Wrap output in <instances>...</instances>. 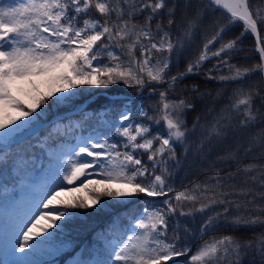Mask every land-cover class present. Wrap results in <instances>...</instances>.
Listing matches in <instances>:
<instances>
[{
	"label": "snow or ice",
	"instance_id": "6c2138e0",
	"mask_svg": "<svg viewBox=\"0 0 264 264\" xmlns=\"http://www.w3.org/2000/svg\"><path fill=\"white\" fill-rule=\"evenodd\" d=\"M209 10L221 11L226 22L214 21L213 34L199 56L185 72L169 78L173 56L203 26ZM237 24L243 27L241 34L214 48ZM246 35L254 37V51L259 55L251 68L229 62L232 53L241 50L238 43ZM213 58L217 60L214 69L226 68L229 73L219 76L220 81H242L254 73L264 77V8L250 5V0H0V169L11 167L18 175L34 170L35 151L45 152L60 138L59 133L49 132L47 139L32 142L53 97L58 107L70 103L73 90L81 86L123 83L138 93L153 83L172 88L187 75L199 73L203 63ZM207 75L217 79L212 69ZM191 91L201 97L210 95L201 93L198 85H192ZM158 95L153 115L142 108L141 120H134L132 101L94 111L75 125L73 130L81 134L70 149L47 152L48 171L54 178L17 225L12 255L49 246L48 254L58 257L74 246L71 240L53 244L73 216L71 210L103 207L104 197L144 196L166 199L161 207L146 204L131 214L127 231L118 240L98 234L97 239L105 244L94 252L81 247L68 264H167L181 256L188 257L186 264H243L248 256L253 257V264L256 257L264 264V234L254 240L212 237L193 251L184 241L192 230L180 219L203 215L198 229L203 235L223 223L234 228L264 227V204L257 203V199L264 201V90H236L228 111L214 117L207 127L197 117L191 128L185 113L195 105L185 98L169 99L167 91ZM153 127L160 130L153 133ZM197 132L200 139L195 152L204 160L215 143L235 138V148L216 158L235 164V171L223 172L209 164L213 175L176 191L170 181L182 166L177 146L186 160L193 151L190 137ZM244 132L249 134L242 141ZM248 157H252L250 162L243 163ZM233 209L238 214L230 215ZM16 258L13 264H39L28 256ZM50 264H56L55 260Z\"/></svg>",
	"mask_w": 264,
	"mask_h": 264
},
{
	"label": "trees",
	"instance_id": "16d2710c",
	"mask_svg": "<svg viewBox=\"0 0 264 264\" xmlns=\"http://www.w3.org/2000/svg\"><path fill=\"white\" fill-rule=\"evenodd\" d=\"M250 5L264 8V0H250ZM177 19L179 20V18ZM214 21L225 23L226 15L219 10H209L207 20L203 26L198 32L195 33V35L186 44L182 51L179 54L173 56V60L169 68V78L170 76H176L179 73L185 72L188 64L199 56L206 39L210 38L213 34ZM153 23H155V21ZM241 31L242 27L240 24L231 27V29L224 35L223 41L214 45V48L219 46L220 43H224L225 41L236 38L241 34ZM177 34H179V29H177ZM241 39L242 42L238 43L239 45H243L239 48L241 50L233 52L229 62L231 64H235L238 67L251 68L253 65L259 62V55L254 51L253 48L255 45L254 38L252 35H246ZM216 63L217 60L215 58L205 61L199 73L187 75L183 80L178 81L172 88H169L167 83H162V88L155 89V93L148 92V89L156 88L158 86L157 83H153L151 87L144 90L148 92L147 94L138 95H134V93L137 91L136 88L128 87L123 83H118L108 87L81 86L78 90H73V99L70 103L66 105L62 104L58 107L53 105L52 100L55 99L53 97L52 100H49L48 105L46 106L47 110L43 119H46L53 114L72 109L78 103L85 102V105L79 111L61 117L58 121L53 123L52 127L41 130L38 134V137H32V142L35 143L40 137L47 139L49 132H52L53 134L59 133L60 138H57L54 144L52 140L48 141V143L53 144V146L46 150L60 151L61 149H70L75 143L76 139H78L76 135L81 134V130H73L78 121L83 123L84 119L86 117L92 116L94 111L102 112L106 108L110 110L119 108L122 103L127 101L133 102V119L140 121L141 117L138 115V113L142 108L147 109L150 115L154 114L152 110L159 101L158 93L161 91H167L169 99L185 98L190 103L195 105L193 109L186 111L185 113L186 122L189 128H191L197 117H201L203 125L207 127L213 121L214 117L220 115L222 111H228L230 100L235 98L233 93L236 90H264V80L259 73H254L242 81H220L218 79L219 76L228 75L229 73L226 68L222 71L214 69L213 65ZM209 69H212V75L216 76L217 79L208 78L207 73ZM192 85H198L199 91L201 93H210V95L205 97L197 95V93L191 91ZM101 91H106L114 95H104L100 93ZM115 94H126V96H118ZM90 96L92 98L88 101H85L86 98ZM256 103L259 105L260 101L257 100ZM208 107L212 109L211 112L207 111ZM111 114L112 113L110 111L109 118H111ZM235 119L238 120L239 117H235ZM94 122L95 121H93V123ZM144 122L147 123V121ZM159 130L160 129L155 127L152 128L153 133ZM248 134V132L241 133V140H246ZM199 139V132H197L196 135L190 137V143L193 145V151L189 152L186 160L184 159L182 147L177 146L176 151L178 157H180L182 160V166L174 171L172 180L170 181L176 191L183 190V188L191 186L194 183L204 182L206 177L213 175L214 170L208 167L209 164H215V166L217 168H221L223 172L235 171V164L231 162L228 164H223L216 159L217 156H222L230 149L235 148L234 137H229L224 143H215V146L212 148L207 160L202 159L201 155L195 152V145L199 143ZM30 155L32 154L30 153ZM46 156L47 154L45 152L42 153L38 149L35 151L33 156V158L36 160L35 169L41 168V166H43L44 171H46L49 168ZM143 159H147L146 154L143 155ZM251 159L252 157H248L243 160V163H249ZM2 169H7L9 171V181L16 187H24L27 183V177H29L31 175L30 172L33 171L29 170L26 173H20L18 175L17 172L11 167ZM53 178L54 177L51 179ZM236 182L241 183L242 178L237 177ZM78 184L79 182H77V185ZM42 189L37 192V195L29 204L26 205L23 210L17 211L13 214L6 212L1 214L2 221H4L8 227L7 234L8 236H11L8 239L14 240L17 225L30 211L34 199L38 196ZM2 192L3 190L0 188V196ZM169 195L171 196L172 193ZM165 199L166 197L152 198L138 196L132 199L113 200L111 198L104 197L102 198L103 207L97 206L95 209L89 208L71 210L73 212V216L64 223L60 234L57 235L56 239L53 241V244H59L62 240H71L74 242V246L71 250L61 253L58 257H52L48 254L47 249L49 246H42L41 249L35 253H20L17 251L14 255H12L11 249L8 250L6 248V243L0 242V264H5V261H8V264H13V261L17 259L16 257L20 256H28L30 260L39 262V264H50V262L53 260H55L56 264H68L70 258L74 257L75 253L81 250V247L94 252L97 246L105 244L103 239H97L98 234L103 232L107 235L108 239L118 240L120 237H122L124 232L127 231L131 214L137 213L146 204H152L157 207H161L163 206V201ZM257 203L264 204V201L257 199ZM249 207L251 208V206ZM216 210L221 211L222 209L217 208ZM240 212L245 216L248 215V213L243 212V209H241ZM236 214H238L237 210L233 209L230 215ZM252 214H257L254 209L252 210ZM180 219L192 230V235L186 236L184 241L191 246L193 251L196 250L197 245L203 244L204 240H210L212 237L233 235L240 240H254L261 234H264V227L261 226L234 228L229 227L227 223H223L218 227L217 230L209 231L207 235H203L198 232L199 226L204 220L203 215H196L194 218L187 217ZM52 231L54 233L57 232L56 229H53ZM171 235L172 233L170 231L169 236ZM202 235L203 239L201 238ZM86 258H89L87 257V254ZM187 260V256L175 257L173 261H169L167 264H186ZM243 264H253V257H245ZM255 264H259V257L255 258Z\"/></svg>",
	"mask_w": 264,
	"mask_h": 264
},
{
	"label": "rangeland",
	"instance_id": "374dc122",
	"mask_svg": "<svg viewBox=\"0 0 264 264\" xmlns=\"http://www.w3.org/2000/svg\"><path fill=\"white\" fill-rule=\"evenodd\" d=\"M242 27V26H241ZM243 31V27H242ZM241 31V32H242ZM230 39V40H234ZM228 40V41H230ZM227 41V42H228ZM225 41V43H227ZM220 46V45H219ZM219 46L215 47L218 48ZM243 45L238 44V48ZM158 86L155 89L162 88V83H157ZM153 88H151L152 90ZM150 89H148L149 92ZM148 92L143 91L142 93H138L137 91L134 93V95L138 94H147ZM100 93L104 95H114L111 93H108L106 91H101ZM130 95V94H127ZM81 106V105H79ZM78 106V107H79ZM76 108V107H75ZM44 120V119H43ZM53 124L50 125L52 127ZM77 138L80 136L79 134L76 135ZM47 154V152H46ZM49 169V168H48ZM48 169L46 171L41 170V168H36L32 172H30V176L27 177V183L24 187H16L13 185L9 179V171L7 169L0 170V188H2L3 192L0 197V213L1 212H10L13 213L17 210H21L28 202L33 200V198L36 196L37 192L42 189L52 178V176L49 174ZM27 176V175H26ZM7 230V225L4 222L0 221V240L2 241L5 237Z\"/></svg>",
	"mask_w": 264,
	"mask_h": 264
},
{
	"label": "bare ground",
	"instance_id": "6f19581e",
	"mask_svg": "<svg viewBox=\"0 0 264 264\" xmlns=\"http://www.w3.org/2000/svg\"><path fill=\"white\" fill-rule=\"evenodd\" d=\"M239 25V24H237ZM242 26V25H241ZM254 38V37H253ZM246 46V45H245ZM115 95H118V96H126V94H115Z\"/></svg>",
	"mask_w": 264,
	"mask_h": 264
},
{
	"label": "water",
	"instance_id": "95a60500",
	"mask_svg": "<svg viewBox=\"0 0 264 264\" xmlns=\"http://www.w3.org/2000/svg\"><path fill=\"white\" fill-rule=\"evenodd\" d=\"M263 79H264V77H263Z\"/></svg>",
	"mask_w": 264,
	"mask_h": 264
}]
</instances>
